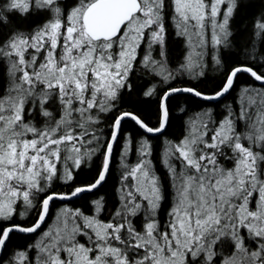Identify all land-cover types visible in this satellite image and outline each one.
I'll use <instances>...</instances> for the list:
<instances>
[{
	"label": "snow or ice",
	"instance_id": "obj_1",
	"mask_svg": "<svg viewBox=\"0 0 264 264\" xmlns=\"http://www.w3.org/2000/svg\"><path fill=\"white\" fill-rule=\"evenodd\" d=\"M0 264H264V0H0Z\"/></svg>",
	"mask_w": 264,
	"mask_h": 264
},
{
	"label": "trees",
	"instance_id": "obj_2",
	"mask_svg": "<svg viewBox=\"0 0 264 264\" xmlns=\"http://www.w3.org/2000/svg\"><path fill=\"white\" fill-rule=\"evenodd\" d=\"M242 79H245V77H242ZM216 82V80H215V74L214 73H209L208 74V77L201 83V87H205V88H211V87H213L214 86V83ZM200 103H202L201 101H195V102H193V104H194V106L196 105V104H200ZM176 125H177V122L176 121H174L173 122V129L175 130V128H176ZM115 161H114V167H115ZM161 171H163L162 169H161ZM116 178H117V174L116 173H114L113 174V176L109 179V181H108V183H107V185H106V190L109 192V193H111V191H112V187H113V185L115 184V182H116ZM104 190H102V192H103ZM58 203V202H57ZM83 203H85V201H83V200H76L75 201V205H80V204H83ZM59 204V203H58ZM165 207H167V205H165Z\"/></svg>",
	"mask_w": 264,
	"mask_h": 264
},
{
	"label": "water",
	"instance_id": "obj_3",
	"mask_svg": "<svg viewBox=\"0 0 264 264\" xmlns=\"http://www.w3.org/2000/svg\"><path fill=\"white\" fill-rule=\"evenodd\" d=\"M59 203V202H58Z\"/></svg>",
	"mask_w": 264,
	"mask_h": 264
}]
</instances>
